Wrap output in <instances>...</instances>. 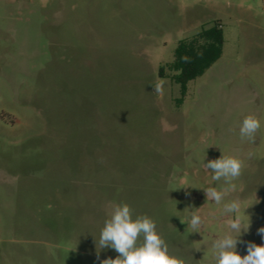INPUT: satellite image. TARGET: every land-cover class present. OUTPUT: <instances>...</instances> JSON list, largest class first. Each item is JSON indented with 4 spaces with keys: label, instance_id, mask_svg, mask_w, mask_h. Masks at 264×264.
Returning <instances> with one entry per match:
<instances>
[{
    "label": "rangeland",
    "instance_id": "rangeland-1",
    "mask_svg": "<svg viewBox=\"0 0 264 264\" xmlns=\"http://www.w3.org/2000/svg\"><path fill=\"white\" fill-rule=\"evenodd\" d=\"M217 22L222 56L178 104L160 69ZM250 114L254 143L239 137ZM222 152L244 167L216 205L203 189L226 185L204 163ZM232 199L244 256L264 245V0H0V264L115 259L96 241L121 202L186 264H215ZM194 209L200 233L181 223Z\"/></svg>",
    "mask_w": 264,
    "mask_h": 264
},
{
    "label": "clouds",
    "instance_id": "clouds-1",
    "mask_svg": "<svg viewBox=\"0 0 264 264\" xmlns=\"http://www.w3.org/2000/svg\"><path fill=\"white\" fill-rule=\"evenodd\" d=\"M154 91L156 93L161 91L160 83L154 85ZM260 128L261 121L255 115H247L240 125L239 137L242 141L254 143L255 134ZM243 167L242 159L224 155L223 152L218 159L204 163V168L213 173L211 179L216 182L223 180L226 185L219 190L217 187L204 188L206 202L210 200L216 205H221L225 196L235 190L236 185L233 181L241 176ZM198 209L191 210L187 221L181 220V223H187L192 233H200L203 224ZM222 212L230 216L227 231L212 242L215 264H264V245L248 242L247 254L244 256L236 250L237 244L242 243L239 237L242 232L248 231L250 224V218L247 224L244 222L240 201L232 199L224 202ZM258 232L264 236V227L258 229ZM97 243L99 250L111 248L118 253L115 259H104L101 264H186L183 257L169 252L167 242L157 231L156 221L147 214L134 216L131 206L124 202L112 206L100 230ZM97 258L99 259V251Z\"/></svg>",
    "mask_w": 264,
    "mask_h": 264
},
{
    "label": "trees",
    "instance_id": "trees-1",
    "mask_svg": "<svg viewBox=\"0 0 264 264\" xmlns=\"http://www.w3.org/2000/svg\"><path fill=\"white\" fill-rule=\"evenodd\" d=\"M224 32L222 25L217 22L210 28H203L189 40L180 41L174 53V60L167 67L160 69V77L171 74L172 80L180 85L182 103L189 82L202 76L223 53Z\"/></svg>",
    "mask_w": 264,
    "mask_h": 264
}]
</instances>
